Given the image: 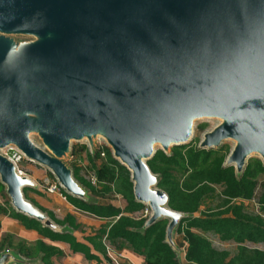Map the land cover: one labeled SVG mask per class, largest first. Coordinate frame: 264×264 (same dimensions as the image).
Here are the masks:
<instances>
[{"label": "water", "instance_id": "95a60500", "mask_svg": "<svg viewBox=\"0 0 264 264\" xmlns=\"http://www.w3.org/2000/svg\"><path fill=\"white\" fill-rule=\"evenodd\" d=\"M200 119L221 121L200 149L233 141L226 166L238 174L252 155L264 164V0H0V182L16 212L61 232L25 198L36 184L5 150L88 200L65 159L73 142L94 152L102 138L152 211L146 227L168 220L182 261L174 237L185 215L148 161L157 146L187 145ZM0 264L27 263L7 250Z\"/></svg>", "mask_w": 264, "mask_h": 264}, {"label": "trees", "instance_id": "16d2710c", "mask_svg": "<svg viewBox=\"0 0 264 264\" xmlns=\"http://www.w3.org/2000/svg\"><path fill=\"white\" fill-rule=\"evenodd\" d=\"M229 154L223 147L207 150L183 145L172 147L169 154L159 150L148 161L150 170L159 178L158 188L169 197L168 207L185 215L178 227V234H184L187 243L186 264H264V254L261 252L249 253L241 248L238 256H231L228 251L216 250L212 242L202 235L212 233L222 241L238 244H264V219L246 213L243 204L234 203L253 201L264 209V181L258 180L264 174L263 161L252 160L244 172L238 174L234 166H226ZM88 160L91 177L96 178V184L81 177L80 168H70L89 199L73 197L63 189L61 193L76 209L108 222V226L95 237L102 243L100 249L106 252L104 240L111 244L124 240L134 252L146 258V264H183L177 252L166 242L168 220H160L146 227L148 219L135 216L148 206L136 201L131 173L114 158L110 148L102 146L95 149L93 154L89 153ZM259 187L260 193L257 194ZM5 190L0 182V194H4ZM118 197L126 201L125 208L101 203V200L114 201ZM210 197L219 199L220 206L216 210L202 212L201 207ZM0 214L18 219L52 241H66L74 251L90 256L89 248L69 232H54L41 222L7 206H0ZM48 216L61 227L68 224L67 227L75 228V220L71 216L63 221H58L52 214ZM12 243V239H4L0 251L13 248ZM15 250L31 258L43 254L41 259L45 264H52L51 258L57 252L42 241L32 248L21 242Z\"/></svg>", "mask_w": 264, "mask_h": 264}, {"label": "crops", "instance_id": "0c3cea01", "mask_svg": "<svg viewBox=\"0 0 264 264\" xmlns=\"http://www.w3.org/2000/svg\"><path fill=\"white\" fill-rule=\"evenodd\" d=\"M21 163L24 164L23 166L20 164L21 166H19V169L23 170V173L36 184V188L31 190L27 200L33 203L42 212H45L47 216L48 214L54 215L55 219L58 221H63L68 216L74 218L75 228L67 227L68 224L63 227L57 225L61 230L59 233L63 231L69 232L79 243L89 248L91 252L90 256H86L82 252L74 251L71 244L68 242L52 241L49 238H45L38 230L28 228L18 219L3 214H0V249L2 241L6 238L12 239L13 248H5L4 251L10 250L15 253H17L15 250L16 246L21 242H24L27 247L32 248L37 242L42 241L46 246L57 251L51 258L52 264H113V260H111L107 253L103 249H100L102 243L98 239H95L99 232L108 226V222L76 209L68 202L62 193L48 192V186L58 182L47 168L27 159ZM51 178L53 180H51ZM101 203H112L114 206L121 208H125L127 205L126 201L121 197H118V199L114 201L101 200ZM1 206L4 205L1 204ZM139 214L140 213H136L135 216L138 217L137 215ZM178 235L179 234L176 233L174 241L183 254L182 263L186 264L185 257L187 247L185 250L180 248ZM103 243L105 246L108 245L113 249V256L116 257L121 264H146V258L134 252L130 245L124 240H118L114 244L104 240ZM17 254L21 256L27 264H45L41 259L43 254H36L32 258L20 255L19 253Z\"/></svg>", "mask_w": 264, "mask_h": 264}, {"label": "rangeland", "instance_id": "374dc122", "mask_svg": "<svg viewBox=\"0 0 264 264\" xmlns=\"http://www.w3.org/2000/svg\"><path fill=\"white\" fill-rule=\"evenodd\" d=\"M15 40L18 42H24V41H31L33 40V38L26 37V36H16ZM220 122L221 121L217 119L197 120L194 125V133H193L192 140L187 145H189L190 147H197V146L199 147V144L203 140L205 134L212 131L215 127H217L220 124ZM32 139L37 144L41 145V142L37 136L33 135ZM106 145H107L106 141L102 138H99L98 141L95 143V149L97 150L101 148L102 146H106ZM222 147L225 148L226 152H231L233 148L235 147V143L233 141H225ZM159 150H161V147L157 146L156 151H159ZM89 153L93 154L94 152H91L90 146L87 141L73 142L71 145V152L69 156L65 159V162L71 168L72 167H76L78 169L80 168L81 169L80 176L84 177L87 180H91L92 183H94L92 180L93 177H91L92 173L89 170V165H90V162L88 160ZM255 159L261 160L259 155H252V157L248 159L247 164ZM23 164L24 163H21L22 166ZM51 180L53 179L51 178ZM258 180L260 182L264 181V174L261 175L258 178ZM94 184H96V182ZM31 190H33V188H26L24 190V196L26 199L28 195H30ZM259 193H260V187L257 191V194ZM4 194L0 195V201H1L0 206L2 204L4 206H7V208L8 207L13 208L11 199L6 194V190L4 191ZM236 202H238L239 204H243L245 206L246 213L251 214V215H259L264 219V209L259 204L253 201H250V202L235 201L234 203ZM220 203L221 201L219 199H216L215 197H210L205 201V203L201 207V210L202 212H206L208 210L209 211L216 210L220 206ZM202 235L212 242L213 247L216 250L228 251L231 254V256H238L241 252V248H245L247 252L249 253L261 252L264 254V244H255V243H250V242H246L244 244H238L234 241H222L218 236L212 233H205V234L202 233ZM178 238L180 241V248L185 250L187 245H186L184 234H179ZM181 259H183V254H182Z\"/></svg>", "mask_w": 264, "mask_h": 264}, {"label": "built area", "instance_id": "2783aa9c", "mask_svg": "<svg viewBox=\"0 0 264 264\" xmlns=\"http://www.w3.org/2000/svg\"><path fill=\"white\" fill-rule=\"evenodd\" d=\"M3 153L17 166L19 173L25 175L23 171L19 169L21 162L26 159L22 153L15 148H9ZM92 180L94 183L96 182L95 177H93ZM61 189L62 187L58 183L49 185L47 188L48 192L50 193H61ZM151 215L152 211L149 207H147L139 214L138 217H146L147 219H149ZM106 247V253L111 258V260H113V264H121L119 260L113 256V249L108 245Z\"/></svg>", "mask_w": 264, "mask_h": 264}]
</instances>
